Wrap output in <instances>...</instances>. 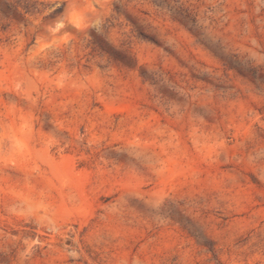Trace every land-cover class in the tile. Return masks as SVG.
Segmentation results:
<instances>
[{"label":"rangeland","instance_id":"rangeland-1","mask_svg":"<svg viewBox=\"0 0 264 264\" xmlns=\"http://www.w3.org/2000/svg\"><path fill=\"white\" fill-rule=\"evenodd\" d=\"M0 264H264V0H0Z\"/></svg>","mask_w":264,"mask_h":264}]
</instances>
